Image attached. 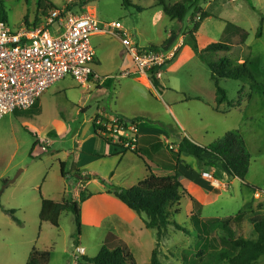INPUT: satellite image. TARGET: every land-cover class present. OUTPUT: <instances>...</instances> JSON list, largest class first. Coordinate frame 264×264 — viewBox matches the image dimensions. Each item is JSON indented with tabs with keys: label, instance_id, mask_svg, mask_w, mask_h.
Here are the masks:
<instances>
[{
	"label": "rangeland",
	"instance_id": "1",
	"mask_svg": "<svg viewBox=\"0 0 264 264\" xmlns=\"http://www.w3.org/2000/svg\"><path fill=\"white\" fill-rule=\"evenodd\" d=\"M165 1L174 4L179 0ZM131 2L132 5H124L123 0H79L71 10L90 14L104 24L121 23L141 48L162 46L168 35L177 30L178 21L165 16L157 0ZM248 2L254 8L249 10L251 16L238 19L249 32L246 45L234 46L231 52L212 54L209 58L216 62L227 57L242 64L249 57H258L261 76L257 81L264 85V0ZM44 3L63 9L68 0H0V18L5 14L8 24L17 30L26 17L30 23L42 17L44 7L40 4ZM192 12L190 10L182 20L183 31L190 25ZM223 24L216 16L205 20L201 27V46L224 42ZM259 29H262V37L256 38ZM105 32L115 35L113 28ZM91 40L97 54L94 70L102 78L109 79L110 88L98 90L93 85L83 89L68 77L47 91L38 112L11 113L0 121V264H27L34 248L51 253L49 264H72L79 241L87 256L99 254L106 226L98 229L82 225L79 233L72 213L61 215L59 228L42 223L39 215L42 198L55 202L74 198L80 203L81 191L96 195L110 189L134 188L148 177V170L138 156L127 152L119 161L116 147L95 134L96 110L103 104L114 107L120 85L123 88L121 102L128 114L145 112L154 119L140 125L141 135L166 137L170 143H179L183 140L177 126L179 120L187 123L184 127L186 138L201 147L210 146L231 132H239L244 138L251 155L245 182L232 178L217 158L205 154L203 164L224 186L216 188L206 180L202 183L203 191L196 192L198 196L187 191L181 202V213L174 218L184 230L170 227L158 247L162 264H185L186 260L190 264H227L215 259L219 251L228 247L223 240L224 231L214 233L210 244H205L200 238L199 224L191 220L194 205L190 196L206 224L227 221L246 210L264 217V90H252L250 81L221 80L220 86L232 106L224 103L217 111L212 72L198 55L177 71H165L166 88L151 91L138 82L134 74L122 76L128 69L133 71L134 62L118 40L110 35ZM185 43L190 46L192 40L187 37ZM175 90H179V94ZM189 93L199 94L201 101H189V97L185 101L183 97ZM178 98L181 103L177 102ZM166 103L172 105L171 113L165 110ZM80 142L87 147L84 153L79 151ZM179 147L174 145L175 150ZM183 160L179 178L185 181L184 173L191 179L199 172L202 162L190 155H183ZM74 164L80 168L78 173L72 169ZM84 170L90 174L88 177L83 174ZM82 204L84 210L97 205L96 200ZM141 218L144 222L145 215ZM142 220L137 219L119 235L129 244L137 264H150L157 245V232L147 229ZM232 229L236 238H256L248 220L240 225L232 224ZM256 264H264V256Z\"/></svg>",
	"mask_w": 264,
	"mask_h": 264
},
{
	"label": "trees",
	"instance_id": "2",
	"mask_svg": "<svg viewBox=\"0 0 264 264\" xmlns=\"http://www.w3.org/2000/svg\"><path fill=\"white\" fill-rule=\"evenodd\" d=\"M76 2L79 0H75ZM202 0H182L176 4H169L165 0H157L163 14L171 20L182 21L186 14L195 9L193 17L197 14L201 15V20L192 25L188 36L191 38L193 48L201 60L207 64L212 72V79L216 87V104L217 111L219 106L228 103L229 101L226 91L220 86L221 80H240L250 81L252 90H264V85L259 83L257 79L261 76L260 62L258 57L252 56L245 59L244 63L237 64L233 60L225 57L214 62L209 58V55L217 53H228L233 50L234 46H243L249 38V32L233 24L227 22L224 30V42H211L206 47H201L198 42L197 33L202 25V22L214 17L210 13L204 12L201 8L196 7ZM124 5H132L131 0H123ZM43 6L44 15L51 9H56L52 3L40 4ZM73 4L72 6H75ZM71 6V7H72ZM71 7H69L71 9ZM196 7V8H195ZM192 17V21H193ZM0 21L8 22L5 14L0 18ZM40 21L39 17L35 23ZM264 22V18L262 19ZM25 23L29 25V20L26 17ZM262 37V29H259L256 38ZM172 42H164L162 46H170ZM150 48H158L152 45ZM150 80L155 88H161L160 80L155 77H150ZM40 110V99L35 105L27 111H17L14 114H22L28 112H38ZM147 120L145 118H136L132 121L139 122ZM95 134L97 135V126L95 120L93 122ZM98 136V135H97ZM110 144L108 141L104 140ZM161 139L157 136L140 137L138 148L131 152L142 160L148 170V177L139 182L134 188H117L107 191L108 194L113 195L121 201L127 208L136 213L139 217L145 215L144 223L147 229H153L157 232V245L152 253L150 264H162L159 259L158 247L162 240L167 236L170 227H175L176 230L183 231V227L174 221L175 216L181 213V202L185 195L196 193L195 189L190 187L189 181H182L179 178L178 168L183 163L182 155H190L203 162L205 154L217 158L226 168V171L232 178L241 179L245 182L249 174L251 165V155L247 149L246 142L239 132H231L222 140L207 146L201 147L191 142L187 138H183L180 143L179 150L172 153L174 155L168 156L161 153L162 150ZM157 156L163 160H169L170 164L158 160ZM158 160V161H155ZM174 162V164H173ZM161 163V164H160ZM165 164V165H164ZM158 166H163L168 174H159L156 172ZM64 165L61 164V171L63 172ZM5 185L8 181H5ZM188 187V188H187ZM188 191V192H187ZM92 194H86L85 191L80 192V203L71 199L55 202L50 199L42 198L40 221L42 223H49L55 228H59V220L63 213L69 212L75 216V221L80 233L81 222V203L86 202ZM2 191L0 190V200ZM191 201L194 205L191 213V220L199 224L202 230L200 238L205 241L208 246L212 235L220 230L224 231V241L228 243V247L222 249L215 255V259L219 263L227 264H256L264 256V217L256 214L251 210L240 212L235 217L227 221L215 222L213 224H206L200 218V210H197V203L193 197ZM249 207V206H248ZM13 214V212H11ZM249 221L256 233L255 239L236 238L232 229V224L240 225L244 221ZM76 246H79L76 243ZM208 251V248L205 249ZM203 254V252H202ZM201 254V255H202ZM51 261V253L49 251H40L33 249L27 264H49ZM80 264H137L135 256L128 245V243L114 233H108L104 244L95 257L82 256L79 258ZM185 264H190L187 260Z\"/></svg>",
	"mask_w": 264,
	"mask_h": 264
},
{
	"label": "built area",
	"instance_id": "3",
	"mask_svg": "<svg viewBox=\"0 0 264 264\" xmlns=\"http://www.w3.org/2000/svg\"><path fill=\"white\" fill-rule=\"evenodd\" d=\"M75 3L68 0L65 8L51 9L38 23L24 22L17 30L0 21V121L7 114L31 109L47 90L67 77L82 87L102 82L93 67L97 57L91 38L98 31L113 28L133 60L136 72L127 71L123 77L141 74L149 81L150 77L161 80L184 46V38H180L170 46L141 48L121 23L108 25L90 14L75 13L69 8ZM200 20L197 15L192 22ZM95 124L98 137L117 150L138 148V122L114 116L95 119ZM170 150H174L172 145ZM202 177L216 188L224 186L213 172H203ZM85 254L86 249L77 246L73 264H80L79 258Z\"/></svg>",
	"mask_w": 264,
	"mask_h": 264
},
{
	"label": "crops",
	"instance_id": "4",
	"mask_svg": "<svg viewBox=\"0 0 264 264\" xmlns=\"http://www.w3.org/2000/svg\"><path fill=\"white\" fill-rule=\"evenodd\" d=\"M180 1H182V0H179L177 2H180ZM176 3H174V4H176ZM169 4H171V3H169ZM226 4H229L231 6L226 7ZM250 4H251V2L249 3L248 0H235V1H230V0H210V1H206V0H202V1L199 2V4L196 7L201 8L204 12H207V13H210L211 15H213V16H216L218 19L221 20L222 23H224L223 26L225 25V27H226V23L227 22H232L233 24L235 23V24H237V26L243 28L245 26L241 25L238 22V19L241 18V17H248L249 18L251 16L250 15L251 13L249 12V10H254V8ZM192 11L193 12H192V15H191V18H190V25L187 27V29H185V31H183L182 30V21H178L177 30H173L168 35V38L166 39V41L174 43L177 40H179L180 38H184V46L182 47V49H181L180 53L178 54L177 58L175 59V61L172 62L170 64V66L165 71H177L178 69H180L186 63L194 60L196 58V56H197V54H196V52H195V50L193 48V43L190 46L186 45V43H185V39L187 37H188V39H191L188 36V33L192 29V25H193L192 17H193V15L195 13V9H192ZM84 14H85V12H84ZM197 15H200V14H197ZM212 18L213 17L207 18V19L210 20ZM224 18H228L229 20H225ZM193 19H194V17H193ZM207 19H205V20H207ZM204 21L202 22V25L200 26V29L198 30V33H197L199 44H200V41H201V27L204 25ZM109 35L112 36L114 39L118 40L121 43V45L123 46L119 36L114 35V34L109 33V32H105V30H101V31L96 32L92 36V38L93 37H99V39H101L102 37L109 36ZM200 46H201V44H200ZM201 47H203V46H201ZM123 48L125 49L124 46H123ZM96 57H97V54H96ZM98 58H99V56H98ZM118 69H119V67H118ZM127 71H131V69H128ZM131 72L132 73L136 72L135 64H134V67H133V71H131ZM135 76L137 78L136 80L138 82L144 84L148 90L152 91L153 89H155L154 85L151 83V81H149L148 77H146L144 75H141V74H135ZM163 78H164V75H163ZM163 78L160 80L161 89L162 88H164V89L166 88ZM66 80H68V77L65 78L64 80L56 83L52 87H54L56 85H59V84L63 83ZM168 84H170L169 81H168ZM93 85L98 90L105 89V88H107V89L110 88L109 79L107 80L106 77L103 78L102 82H95V83H93L92 85H90L88 87H82L81 85L80 86L83 89H90ZM49 90H47V91H49ZM122 90H123V88L120 85V89L117 92V95H116L117 98H116V102L114 103V107L113 108H111L112 105H109V104H103L102 106L98 107V109L96 110V112L94 114V120L98 119V118L110 119V118H112L114 116H119V117H122V118H125V119H128V120H132V119H136V118H145V119H147V120H142V121L138 122V128L139 129H140V125H142L143 122H149V121L153 122L154 119L152 118V116H150L149 114H146L145 112H140L139 114H135L133 112L135 114L133 116H130L128 114L127 110L124 108V106H123V104L121 102ZM47 91L40 98V107H41L42 98H43V96H45ZM175 91L177 92V94H179L178 93L179 90H175ZM169 92H171V91H169ZM183 93H185V92H183ZM188 95L189 96L183 97V98H185V101H186V99L188 97L189 98L187 100H189V101H201L200 100L201 97L199 96V94H190L189 93ZM215 99H216V96H215ZM177 102L181 103L182 100L180 98H178ZM171 109H172V105L166 103L165 110L167 112L171 113V111H172ZM177 126L179 127L180 132L182 133L181 137L182 138H186L187 134H186V131L184 130V127L187 126V123L185 121L184 122H180L179 120H177ZM140 136L141 137H145V136H155V135H150V134L141 135L140 134ZM157 137H159L161 139V142L163 144L162 150H161V153L163 155L166 154L168 156H171L172 151L173 152H177L178 151V150H175V149L174 150H170V146L172 145L174 147V145H175L176 147H179L181 142H179V143H170L168 138H166V137H164V138H162L161 136H157ZM92 141H93V143L95 142L94 140H92ZM190 141L195 143L194 141H192V139ZM79 145H80L79 151L84 153L85 149L87 148L85 143L84 142H82V143L80 142ZM116 153L119 155L116 158H118L119 161H122L124 159V157H125L124 154L127 153V152L118 150V152H116ZM181 158L183 160V155H182ZM157 159L160 160V161L162 160L166 164H170L169 160H163V159H161L158 156H157ZM158 160H155V161H158ZM183 162H184V160H183ZM204 162H205V160L203 159V162L201 164H199V172L196 173V175H192L191 179H189L190 177H189L188 174L184 173L186 180L189 181L190 187L194 188L196 192L197 191H203V189H202V185L203 184L202 183L205 182L206 180L202 177V173L203 172H207L208 170L212 171L209 168H207V165L203 164ZM173 164H174V162H173ZM157 167H158L157 170H156L157 173H159V174H168V172L166 171V169L163 168L162 165L161 166L157 165ZM72 169L76 173H78L79 170H80L78 164H76V165L74 164ZM179 170L180 171L182 170L181 165L178 168V172H179ZM83 172L87 173L86 170H84ZM89 175L90 174H88L87 177ZM88 184H90V182H88ZM107 191L108 190H105L102 194L92 195L86 202H84L82 204V205L88 204L92 200H96V204H97L94 208H88L87 210H84L83 206L81 207L82 208V215H81L82 225L84 227L88 226V227L98 228V229L102 228L103 226L104 227L106 226V231L107 232H105L104 241H105V238H106L108 233H114V234H116L117 236H119L120 238H122L124 240V238L121 237L119 235V233L122 230H125V229L127 230L128 228L132 227L137 219L142 220V218L139 217L132 210L127 208L121 201H119L113 195L108 194ZM196 195L198 196V193H196ZM64 200H68V199L64 198ZM71 200L75 201L74 198H71ZM57 202H60V201H57ZM142 222H143V220H142ZM78 245L81 246L80 245V241L78 242ZM81 247H83V246H81ZM85 256H87V253L85 254Z\"/></svg>",
	"mask_w": 264,
	"mask_h": 264
},
{
	"label": "water",
	"instance_id": "5",
	"mask_svg": "<svg viewBox=\"0 0 264 264\" xmlns=\"http://www.w3.org/2000/svg\"><path fill=\"white\" fill-rule=\"evenodd\" d=\"M16 179H17V177L13 180V181H11V183H13V182H15L16 181Z\"/></svg>",
	"mask_w": 264,
	"mask_h": 264
}]
</instances>
